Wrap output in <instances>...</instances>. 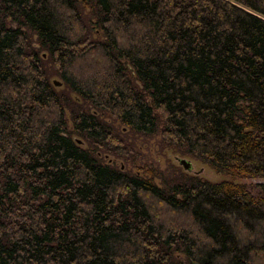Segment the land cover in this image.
<instances>
[{
	"label": "trees",
	"instance_id": "trees-1",
	"mask_svg": "<svg viewBox=\"0 0 264 264\" xmlns=\"http://www.w3.org/2000/svg\"><path fill=\"white\" fill-rule=\"evenodd\" d=\"M109 120L258 184L160 186ZM183 258L264 264V0H0V264Z\"/></svg>",
	"mask_w": 264,
	"mask_h": 264
},
{
	"label": "rangeland",
	"instance_id": "rangeland-1",
	"mask_svg": "<svg viewBox=\"0 0 264 264\" xmlns=\"http://www.w3.org/2000/svg\"><path fill=\"white\" fill-rule=\"evenodd\" d=\"M30 35L32 37L33 43L35 44L37 37L32 34ZM34 46L36 48L38 47L36 44ZM53 79L63 83V81L58 77ZM59 89H64V83L59 86ZM72 97L76 99L74 94H72ZM109 122L114 123L112 120H109ZM113 125L117 133L121 135V137H125L128 145L130 146L129 153L123 159L108 154L101 157L102 154L99 152H96V154L105 161L115 164L119 168H124L136 175L144 177H150L155 174V181L160 186H163V181L166 178L169 179L173 177L177 171H183L191 175H196L210 182H222L226 180L234 181L232 178L226 175L217 173L215 170L210 168V166L203 164L200 161L187 156H182L175 153V151L172 149L165 148L162 146V140L159 136H132L129 134V129L125 128V126L122 124L114 123ZM69 129L70 131L73 130V124L70 119ZM180 159L189 160L193 165L192 171L185 170V168L179 162ZM234 182L247 184L250 187L258 184V180L250 179L235 180ZM181 264H186L184 262V258Z\"/></svg>",
	"mask_w": 264,
	"mask_h": 264
},
{
	"label": "water",
	"instance_id": "water-1",
	"mask_svg": "<svg viewBox=\"0 0 264 264\" xmlns=\"http://www.w3.org/2000/svg\"><path fill=\"white\" fill-rule=\"evenodd\" d=\"M179 162L185 168V170L192 171L193 165H192V163L189 160H187V159H180Z\"/></svg>",
	"mask_w": 264,
	"mask_h": 264
}]
</instances>
